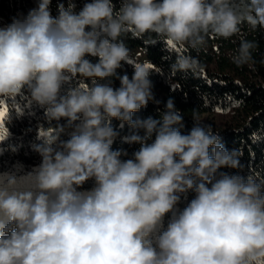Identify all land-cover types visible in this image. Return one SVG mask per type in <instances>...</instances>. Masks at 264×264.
Here are the masks:
<instances>
[{
    "label": "clouds",
    "instance_id": "1",
    "mask_svg": "<svg viewBox=\"0 0 264 264\" xmlns=\"http://www.w3.org/2000/svg\"><path fill=\"white\" fill-rule=\"evenodd\" d=\"M50 4L37 0L0 27V140L12 111L23 114L16 98L25 90L49 125L33 145L37 167L0 172V264H264V177L220 171L241 169L239 151L225 147L195 109L194 126L182 134L184 115L171 98L159 120H134L154 100L155 70L127 43L199 50L209 38L237 37L231 62L255 71L258 43L244 30L264 31V0H121L118 10L112 0H92L78 13L67 0L55 17ZM123 64L132 66L131 78L117 72ZM199 66L181 54L171 70ZM61 119L67 123L53 126ZM112 119L135 130L123 138L140 145L134 159L112 150ZM66 128L70 138L60 141ZM92 178L93 189L77 190ZM189 190L196 196L177 214L178 194Z\"/></svg>",
    "mask_w": 264,
    "mask_h": 264
},
{
    "label": "trees",
    "instance_id": "2",
    "mask_svg": "<svg viewBox=\"0 0 264 264\" xmlns=\"http://www.w3.org/2000/svg\"><path fill=\"white\" fill-rule=\"evenodd\" d=\"M78 13L85 3L92 0H73ZM115 9L121 6V0H112ZM67 0H51L50 11L55 17L58 12V5ZM37 6V0H0V27L12 22L13 17L26 15L27 12ZM87 30V29H86ZM248 39H255L258 48L254 52L256 61L255 71L247 65L237 67L231 62L230 56L235 53L239 46V38L230 39L209 38L206 46L199 50L191 49L189 46L178 48L169 44L166 40H160L155 44H145L141 39L129 38L127 43L131 48L142 47L150 58L151 67L155 70L150 76L152 81V92L154 100L148 102L146 107L133 113V119H146L152 117L160 119L165 104L171 98L175 107L184 115L182 134H188L194 126L191 117L192 111L198 110L201 115L205 113H219L230 117L224 125H216L215 121L204 124L211 125L214 132L221 136V141L228 149H237L240 153L241 169L225 168L220 171L229 174H240L247 176L250 173H257L264 177V31L258 30L255 33H247ZM154 35V34H153ZM188 54L196 58L199 68L187 72H173L172 64L177 55ZM93 63L96 57H87ZM120 75L125 73L131 78L132 66L123 64L117 70ZM91 84L90 80L85 81ZM78 81L71 85H64L61 94H65L69 87H75ZM112 86H120L118 79H112ZM22 115H17L15 110L11 118L6 122L9 135L6 139L0 140V171L12 170L19 167L20 170H28L41 163L40 155L33 150V145L42 141L37 139L38 129L48 127V121L44 116V108L30 101L25 90L24 98L17 97ZM65 125L64 119L53 121L52 124ZM121 121L111 120V125L118 133L112 150L122 151V160L134 159V153L139 150V144L124 142L125 136L131 135L135 130L126 123L120 127ZM72 129H67L60 136V141H67L70 138ZM143 135V130H140ZM155 137L148 141L152 143ZM59 144V142H58ZM15 149V151L13 150ZM96 186L95 179H89L77 190L90 189ZM179 202L175 205L174 211L178 214L195 198L196 193L189 190L178 194ZM173 213H166L162 225L158 231L161 234L167 229ZM158 234V235H159ZM157 235V236H158ZM155 246V237H151Z\"/></svg>",
    "mask_w": 264,
    "mask_h": 264
},
{
    "label": "rangeland",
    "instance_id": "3",
    "mask_svg": "<svg viewBox=\"0 0 264 264\" xmlns=\"http://www.w3.org/2000/svg\"><path fill=\"white\" fill-rule=\"evenodd\" d=\"M132 50V55L135 59H138L140 61H147L149 62L150 66L152 65V62L150 60V58L148 57L146 51L140 47V46H137V47H134V48H131ZM202 117L204 118L203 121L207 122V123H210L211 121H215L216 125H224V122H227L230 117L225 115V114H219V113H205L202 115ZM37 166H33L32 168H29L28 170H21V173H27L29 171H31L33 168H35ZM0 172H4V171H0ZM91 189L93 188H90V189H81V190H78V191H90ZM159 233H155L153 235V237L157 236Z\"/></svg>",
    "mask_w": 264,
    "mask_h": 264
},
{
    "label": "snow or ice",
    "instance_id": "4",
    "mask_svg": "<svg viewBox=\"0 0 264 264\" xmlns=\"http://www.w3.org/2000/svg\"><path fill=\"white\" fill-rule=\"evenodd\" d=\"M169 44H171V42H168Z\"/></svg>",
    "mask_w": 264,
    "mask_h": 264
}]
</instances>
